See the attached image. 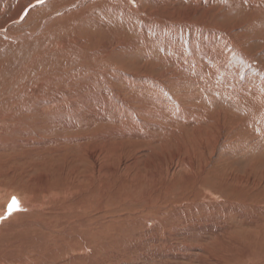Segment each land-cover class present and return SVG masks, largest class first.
Masks as SVG:
<instances>
[{
  "label": "rangeland",
  "instance_id": "obj_1",
  "mask_svg": "<svg viewBox=\"0 0 264 264\" xmlns=\"http://www.w3.org/2000/svg\"><path fill=\"white\" fill-rule=\"evenodd\" d=\"M30 1L0 0V76L22 87L0 95V193H23L0 239L83 222L84 264H264V0H53L27 19ZM72 12L88 24L50 32ZM48 33L87 41L76 59L39 45ZM27 198L44 206L6 214Z\"/></svg>",
  "mask_w": 264,
  "mask_h": 264
},
{
  "label": "bare ground",
  "instance_id": "obj_2",
  "mask_svg": "<svg viewBox=\"0 0 264 264\" xmlns=\"http://www.w3.org/2000/svg\"><path fill=\"white\" fill-rule=\"evenodd\" d=\"M53 2V0H47V2L46 3H43V5L42 4H39L40 6L38 7V5H37V3H40L41 2V0H31L30 2V7L29 8H25L24 10H23V12H21V14H25L26 12H28V14H27V16H28V18L27 19H29V18H32V17H34V16H37L39 13V10L41 9V7H42V9H44V7L45 6H50V5H52V2ZM54 1H56V0H54ZM87 1V0H86ZM91 1H93V0H91ZM125 0H123V2H124ZM128 1V0H127ZM156 2V0H143V3H144V5L145 6H147V5H149L151 2ZM75 2V1H74ZM89 2H90V0H89ZM138 2V1H137ZM207 2V1H206ZM82 3V2H81ZM157 3H159V0H158V2ZM169 3V2H168ZM83 5H84V3H82ZM89 4V3H88ZM136 4V3H135ZM37 7H36V6ZM144 5H142V6H144ZM24 6V5H23ZM131 6V5H130ZM129 6V7H130ZM209 6V5H208ZM36 7V8H35ZM55 7V6H54ZM71 7V6H70ZM113 7V6H112ZM31 8V9H30ZM117 8V7H116ZM60 9V8H59ZM61 9H62V7H61ZM111 9H113V8H111ZM29 10V11H28ZM168 10H171L170 8L168 9ZM220 10V9H219ZM25 11V12H24ZM108 11H110V9L108 10ZM114 11H115V13H116V11H118V8H117V10H115V9H113V13H114ZM125 11H127V9L125 10ZM167 11V10H166ZM104 12H106V11H104ZM111 13H112V11H110ZM109 12V13H110ZM142 12V11H141ZM78 12H72V14L66 19V20H64L63 22L61 21L59 24H56L55 23V25H53V26H51V28H50V32L52 31H57L58 30V32L59 33H63V30H64V28H66V27H76V28H80V27H82V24L84 25V24H88V21L86 22V23H82V24H80V23H78L77 21H75V18L77 17V16H75L74 17V15H76ZM106 13H108V12H106ZM112 13V14H113ZM127 13V12H126ZM21 14H19V16H21ZM111 14V15H112ZM130 14V13H129ZM128 14V15H129ZM73 15V16H72ZM78 15V14H77ZM128 15H126V16H128ZM130 15H133L134 16V14H130ZM171 15V14H170ZM55 17V16H54ZM207 17V16H206ZM51 18V17H50ZM62 18V17H61ZM78 18V17H77ZM55 19V18H54ZM53 20V19H52ZM48 21V19L45 21V22H47ZM57 21H58V19H57ZM56 21V19H55V22H57ZM184 22V21H183ZM64 23V24H63ZM168 24V23H167ZM166 24V25H167ZM45 25V24H44ZM183 25V24H182ZM182 25L181 24H179L178 23V25L177 26H179L180 28H182V29H185V28H183L182 27ZM63 26V27H62ZM171 26H173V25H171ZM174 26H175V23H174ZM167 29H168V26H165ZM185 27V26H184ZM166 28H165V31H166ZM81 29V28H80ZM177 28H175V30H176ZM169 30V29H168ZM172 31V30H171ZM184 31V30H183ZM80 32V31H79ZM167 32V31H166ZM204 32V31H203ZM49 34V33H48ZM163 34V33H162ZM50 35V38H46V39H43L42 37H37V40H38V44L39 45H43L44 44V46H43V48H45L46 50H49L50 48H52L53 46H55V45H58L59 47H60V52L62 51V52H65L67 55L69 54V52L68 51H71L72 53H70L68 56H70V57H74V58H76V56H78L77 55V53L79 52L78 51V49L80 48V47H78L77 46V44H79V43H81L82 44V41H87V35L86 36H84V38H86V39H82V41H78L77 39H78V37L76 38V37H71V36H67V37H64V36H60V35H53V34H49ZM204 35V34H203ZM202 35V36H203ZM212 35V34H211ZM201 36V35H200ZM209 37V36H208ZM200 38V37H199ZM187 39V38H186ZM197 39V38H196ZM201 39H202V37H201ZM210 39V38H209ZM36 40V39H35ZM48 40H50V42H48ZM205 40H206V38H205ZM185 41V40H184ZM202 41V44L203 45H209V43L211 42V41H213L212 39H211V41L209 42L208 40L206 41V42H204L203 40H201ZM36 42V41H35ZM47 42H48V44L49 45H47ZM71 42L75 45V47H73L72 46V44H71ZM189 42V41H188ZM151 43V42H150ZM185 43H186V41H185ZM28 45H29V43H28ZM145 46V45H144ZM190 48L191 47H195V46H197L196 45V43H195V41H192L191 40V43H190ZM85 47H87L86 45L85 46H83L82 47V49H84ZM172 49V48H171ZM22 50V49H21ZM93 50H95V49H93ZM146 51H148V50H146ZM175 51V50H174ZM177 51V50H176ZM54 52V51H53ZM94 52H97V51H94ZM42 53H43V51H42ZM51 54V53H50ZM63 55V54H62ZM61 55V56H62ZM65 55V54H64ZM80 55V54H79ZM154 55V54H153ZM44 56V55H43ZM43 56L41 57V54H36V55H32V57L34 58H32L31 57V60H30V62H27L28 63V65H29V67L28 68H33V67H35L38 63H37V61H39V60H42V58H43ZM48 56V55H47ZM66 56V55H65ZM65 56H64V58H65ZM81 56V55H80ZM49 57H50V55H49ZM48 57V58H49ZM82 57V56H81ZM41 58V59H40ZM48 58L47 59H45V60H48ZM64 58H62V59H64ZM165 58V57H164ZM77 59V58H76ZM67 60V59H66ZM50 61V60H49ZM26 62V61H25ZM40 62V61H39ZM53 62V61H52ZM27 63H25V64H27ZM61 64V63H60ZM67 65V64H66ZM7 66V65H6ZM80 67V66H79ZM84 67V66H83ZM101 67V66H100ZM104 67V66H103ZM105 68V67H104ZM107 68V67H106ZM18 71V70H17ZM16 71V72H17ZM46 71V70H45ZM47 72V71H46ZM105 73V72H104ZM7 74V73H6ZM17 74V73H16ZM8 76V75H7ZM22 76V75H21ZM12 77H15V78H12ZM22 78V77H21ZM20 78V79H21ZM57 78V77H56ZM0 79H3V82H2V85H1V87H0V95H3V94H6L7 96L8 95H12V93H16L15 91H18L17 89L19 88L18 87V85H17V83H16V80H17V77L15 76V75H10V76H8V77H3V76H0ZM19 79V78H18ZM20 79H19V82H20ZM1 82V81H0ZM18 82V81H17ZM53 83V82H52ZM63 84V83H62ZM59 87V86H58ZM22 88V87H21ZM21 88H19V89H21ZM25 90V89H24ZM8 91H12V93L10 94ZM23 91V90H22ZM21 92V91H20ZM22 94H24V93H22ZM15 98H12L11 96L9 97V98H7V100H8V103L9 104H11L12 105V107L14 106V108L12 109V110H14L15 108H19L18 106L20 105L19 103L22 101V96H14ZM47 98H49V97H47ZM59 98V97H58ZM60 99H61V96H60ZM4 100H5V98H4ZM29 101V102H28ZM30 101L31 100H26V102H24V107L21 109V108H19L20 110V113L21 114H24V112H25V108H26V110H28L29 111V115L27 116V118H31V120H34V121H36V119H34V113H35V111L33 110V105L30 103ZM42 102V101H41ZM58 102H60V101H57V98L56 97H54V100H52L51 99V101L49 102L50 103V105H51V107H53V105H56ZM70 103V102H69ZM72 103V102H71ZM61 105V104H60ZM59 105V106H60ZM21 106V105H20ZM22 106H23V104H22ZM36 106V105H35ZM49 106V105H48ZM2 108V107H1ZM9 108V107H8ZM71 108V106L70 107H66V109H64V112H66V113H69L70 111H69V109ZM3 109H4V107H3ZM11 109V108H10ZM24 109V110H23ZM49 110V109H48ZM8 111V110H7ZM16 111V110H15ZM19 111L17 112V113H19ZM2 112V111H1ZM0 112V113H1ZM10 112V111H9ZM37 112V111H36ZM15 114V113H14ZM13 114V115H14ZM21 114H19L20 116H21ZM38 114V113H37ZM64 114V113H63ZM16 115V114H15ZM36 115V114H35ZM39 115V114H38ZM44 115V114H43ZM57 115V114H56ZM9 116V115H8ZM25 116V115H24ZM48 116V115H47ZM22 117V116H21ZM4 118H5V116L3 115V117L2 118H0V121H3L4 120ZM11 118V117H10ZM26 118V119H27ZM38 118V117H37ZM72 118V117H71ZM19 119V118H18ZM17 119V120H18ZM6 120V119H5ZM29 120V119H28ZM44 120V119H43ZM51 120V119H50ZM79 121V120H78ZM4 122V121H3ZM13 122V121H12ZM23 122V121H22ZM31 122V121H30ZM55 122H57V121H55ZM8 123V122H7ZM25 123V122H24ZM51 123H52V121H51ZM60 123V122H59ZM73 123V122H72ZM76 123V122H75ZM10 124V123H9ZM47 124V123H46ZM49 124V123H48ZM55 124V123H54ZM19 125V124H18ZM23 125V124H22ZM40 125V124H39ZM44 125V124H43ZM50 125V124H49ZM56 125H59V124H56ZM61 125L63 126V127H70V126H73L70 122H69V119H65L64 121H63V124L61 123ZM46 126V125H45ZM4 127V126H3ZM2 127V128H3ZM12 127V126H11ZM74 127V126H73ZM5 128H6V126H5ZM1 130V129H0ZM11 130V129H10ZM5 133V132H4ZM194 134V133H193ZM12 136H13V134H12ZM66 143V142H65ZM60 144V143H59ZM57 145V144H56ZM48 146V145H47ZM62 146V145H61ZM71 147V146H70ZM48 148V147H47ZM52 151V150H51ZM70 153V152H69ZM61 154V153H60ZM44 158V157H43ZM40 159V158H39ZM32 160H33V158H32ZM18 165V164H17ZM19 166V165H18ZM15 167H17L16 165H15ZM21 167V166H20ZM75 169V168H74ZM14 170V169H13ZM17 170V169H16ZM33 171V170H32ZM9 172V171H8ZM13 172V171H12ZM16 172V171H15ZM14 172V173H15ZM65 172V171H64ZM72 172V171H71ZM13 173V174H14ZM15 175V174H14ZM74 175V174H73ZM16 176V175H15ZM68 176V175H67ZM90 176V175H89ZM69 177V176H68ZM78 177V176H77ZM66 178V177H65ZM65 178H63V179H65ZM73 178H74V176H73ZM88 178V177H87ZM71 179V178H70ZM10 180V179H9ZM19 180V179H18ZM34 180V179H33ZM32 180V181H33ZM36 180V179H35ZM67 180H69V179H67ZM72 180V179H71ZM7 181V180H6ZM43 181V180H42ZM75 181V180H74ZM87 181V180H86ZM64 182V181H63ZM67 182V181H66ZM94 182V181H93ZM23 183H24V181H23ZM32 183V182H31ZM30 183V184H31ZM35 183V182H34ZM73 183V182H72ZM42 184V183H41ZM44 184V183H43ZM42 184V185H43ZM48 184V183H47ZM61 184V183H60ZM64 183H62V185H63ZM68 184V183H67ZM36 185V184H35ZM41 185V186H42ZM60 186L59 185V188L60 187H63V186ZM74 185V184H73ZM78 185V184H77ZM18 186V185H17ZM21 186H24V185H22L21 184ZM41 186H39V187H41ZM57 186V185H56ZM66 186H68V185H66ZM84 186V185H83ZM16 187V186H15ZM25 187V186H24ZM27 187V186H26ZM26 187H25V189H26ZM32 187V186H31ZM37 187V186H36ZM38 187V188H39ZM45 187V186H44ZM46 187H48V186H46ZM70 187V186H69ZM21 188V187H20ZM28 188V187H27ZM37 188V189H38ZM50 188H51V186H50ZM54 188V187H53ZM58 188V187H57ZM64 188V187H63ZM66 188V187H65ZM14 189V188H13ZM29 189V188H28ZM61 189V188H60ZM71 189V188H70ZM8 190V189H7ZM20 190H22V189H20ZM48 190V189H47ZM56 190V189H55ZM69 190V189H68ZM103 190V189H102ZM36 191V190H35ZM41 190H39V192H40ZM44 191V190H43ZM49 191H50V189H49ZM65 191H67V190H65ZM71 191V190H70ZM83 191V190H82ZM81 191V192H82ZM96 191V190H95ZM0 192H2V191H0ZM23 192V191H22ZM37 192V191H36ZM42 192V191H41ZM63 192V191H62ZM100 192V191H99ZM50 193V192H49ZM52 193V192H51ZM57 193V192H56ZM59 193V192H58ZM65 192H63L62 194H64ZM69 193V192H68ZM68 193H67V195H68ZM71 193V192H70ZM17 195L19 198L20 197H22L21 195L23 194V193H21V192H19V191H17V192H12V191H6V193H4L3 192V194L2 193H0V211L2 210V211H4L3 210V207H5V204H6V202H8V199L9 198H11L13 195ZM30 194V193H29ZM34 194H35V192H34ZM40 194H42V193H40ZM46 194V193H45ZM48 194V193H47ZM62 194H59V196L60 195H62ZM72 194V193H71ZM99 194V193H98ZM97 194V195H98ZM101 194V193H100ZM36 196H37V193L35 194ZM34 195V196H35ZM42 195H44V193L42 194ZM94 195V194H93ZM104 194H102V196H103ZM25 196H26V194H25ZM32 197V195H29V197ZM51 196V195H50ZM66 196V195H65ZM73 196V195H72ZM95 196V195H94ZM14 198H16L15 196H13ZM40 197V196H39ZM39 197H37V198H39ZM56 197V196H55ZM100 197H101V195H100ZM104 197V196H103ZM36 198V197H35ZM62 198H64L63 196H62ZM46 199V198H45ZM55 199V198H54ZM11 200V199H10ZM15 200V199H14ZM51 200H52V198H51ZM103 200V199H102ZM42 201V200H41ZM47 201V200H46ZM78 201V200H77ZM84 201H87L86 199L84 200ZM96 201H97V199H96ZM20 202H23V201H21V198H20ZM40 202V201H39ZM38 202V200L37 199H25L24 200V203H25V205H27V206H24L23 204L24 203H22V204H20V205H18V209L19 210H30V209H32L31 211L33 212V210L34 209H37L36 207H34L35 205L34 204H36V203H38V204H42V202H40L39 203ZM51 202H53V201H51ZM56 203H57V201H55ZM59 202V201H58ZM61 202H63V201H61ZM99 202H100V200H99ZM101 202H103V201H101ZM10 203H12V200H11V202ZM9 203V204H10ZM46 203H48V204H51L50 202H49V200H48V202H46ZM94 203H95V201H94ZM97 203V202H96ZM8 204V207H7V209H5V211H6V214H7V212H9L10 210H12L14 207H12V204H10L9 205ZM37 204V205H38ZM43 204H44V202H43ZM42 204V205H43ZM52 204H54V202L52 203ZM59 204V203H58ZM57 204V205H58ZM63 204H64V202H63ZM63 204H61V206L63 205ZM68 204V203H67ZM29 205V206H28ZM55 205V204H54ZM83 204H81V206H82ZM39 206V208L41 207V208H43L42 206H40V205H38ZM44 206V205H43ZM64 206V205H63ZM103 206V205H102ZM28 207H31V208H28ZM50 207V206H49ZM52 207V206H51ZM65 207H67V206H65ZM46 208V207H45ZM58 208H60V207H58ZM72 208V207H71ZM85 208V207H84ZM103 208V207H102ZM15 209V208H14ZM50 209V208H49ZM65 209V208H64ZM86 209V208H85ZM93 209V208H92ZM95 209V208H94ZM16 210V209H15ZM43 210V209H42ZM45 210V209H44ZM54 210V209H53ZM61 210V209H60ZM17 211V210H16ZM15 211V212H16ZM36 211V210H35ZM47 212H48V210H46ZM45 211V212H46ZM51 211H52V209H51ZM14 212V213H15ZM26 212V211H25ZM30 212V211H29ZM28 212V213H29ZM37 212V211H36ZM39 212V211H38ZM44 212V213H45ZM53 212V211H52ZM69 212V211H68ZM91 212V211H90ZM2 213H4V212H2ZM12 213V212H11ZM22 213H24V212H22ZM21 213V214H22ZM97 213V212H96ZM100 213V212H99ZM20 213H15V214H13V215H11L12 217V219H14L15 220V216H18ZM21 214H20V216H21ZM34 214V213H33ZM32 214V215H33ZM23 216H26L27 214H22ZM36 215V214H35ZM60 215V214H59ZM62 215V214H61ZM68 214H66V216H67ZM96 215V214H95ZM4 216V215H3ZM2 216V217H3ZM30 216V215H29ZM90 216H91V214H90ZM92 216H93V214H92ZM46 217V216H45ZM57 217V216H56ZM61 217V216H60ZM64 217V215H62V218ZM68 217V216H67ZM87 217V216H86ZM94 217V216H93ZM1 218V217H0ZM7 218V217H6ZM62 218H60V219H62ZM3 219V218H2ZM37 219V218H36ZM47 219V218H46ZM51 219V218H50ZM64 219V218H63ZM97 219V218H96ZM10 220L11 219H8V221H6V223L7 224H10ZM17 220V219H16ZM91 220V219H90ZM89 220V221H90ZM94 220V219H93ZM98 220H99V218H98ZM103 220V219H102ZM29 221V220H28ZM40 221V220H39ZM42 221V220H41ZM47 221H49V220H47ZM47 221H45V223H47ZM61 221V220H60ZM82 221V220H81ZM3 222V221H2ZM1 222V223H2ZM29 222H31V221H29ZM33 222V221H32ZM26 223V222H25ZM44 223V222H43ZM35 224H36V222H35ZM39 224V223H38ZM37 224V225H38ZM50 224H51V222H50ZM61 225H63L62 224V222L60 223ZM65 224V223H64ZM92 224V223H91ZM16 225V224H15ZM31 225V224H30ZM32 225H33V223H32ZM47 225V224H46ZM44 226V227H40V229H39V231H40V233L38 232L37 233V238H34V240H31V239H25V238H22V236L18 233V234H16V228H18L19 227V225L17 224V226L15 227L14 226V224L12 225V227H11V229H10V231L7 233V235H11V232H12V230H14L15 232H13L14 234H12L13 236L11 237V239L12 240H8V236L7 237H5V238H2L1 237V239H0V264H28V263H26V261L27 260H30L29 261V264H84V262L86 261V260H88V257H90V256H88L89 254H87V253H85V251L88 249V246H89V243L90 242H92L93 243V241H92V239H90V235H91V231H92V227L91 226H89L88 227V225H86V224H84L83 222H79V224L77 225V226H75V225H70V227H69V225L67 226V229H58L57 231H55V232H52L51 230V227L50 226ZM58 225V224H57ZM61 225H59L60 227H61ZM0 226H1V224H0ZM4 226V225H3ZM2 226V227H3ZM43 226V225H42ZM7 227V226H6ZM37 227V226H36ZM55 227H56V225H55ZM66 227V226H65ZM87 227H88V229H87ZM5 227H3V228H1V230L2 231H4L5 229H4ZM62 228V227H61ZM27 229H30V227L29 228H27ZM35 229V228H34ZM56 229V228H55ZM54 229V230H55ZM87 229V230H86ZM22 230H24V229H22ZM32 230V229H31ZM49 231H51V235L49 234H47ZM93 231H94V233H95V235H94V240L96 241V243H97V245L98 246H101V244L103 245V242H101L102 241V239H103V232H102V226H100V223H98V225H96V227L93 229ZM18 232V231H17ZM29 232V231H28ZM4 233H5V231H4ZM24 234L26 233V232H23ZM35 233V232H34ZM30 234V233H29ZM32 234V233H31ZM2 236V235H1ZM35 236V235H34ZM4 237V236H3ZM93 237V236H92ZM31 238V237H30ZM3 239H6V241H4ZM8 240V241H7ZM250 240V239H249ZM257 241V240H256ZM255 241V242H256ZM251 243V242H250ZM255 244V243H254ZM38 245V246H37ZM56 245H58V246H56ZM60 245V246H59ZM258 245V244H257ZM94 246V245H93ZM251 247V246H250ZM92 248H94V247H92ZM100 248V247H99ZM252 248V247H251ZM12 249H13V251H12ZM90 249V248H89ZM258 249V248H257ZM93 250V249H92ZM250 250V249H249ZM82 252H83V254H82ZM99 252V251H98ZM74 253V254H73ZM254 253V252H253ZM255 256V255H254ZM260 258V257H259ZM261 260V259H260ZM90 264V263H89Z\"/></svg>",
  "mask_w": 264,
  "mask_h": 264
},
{
  "label": "snow or ice",
  "instance_id": "obj_3",
  "mask_svg": "<svg viewBox=\"0 0 264 264\" xmlns=\"http://www.w3.org/2000/svg\"><path fill=\"white\" fill-rule=\"evenodd\" d=\"M41 2H43V0H41ZM12 207H15L18 209V202L16 200L12 201Z\"/></svg>",
  "mask_w": 264,
  "mask_h": 264
}]
</instances>
